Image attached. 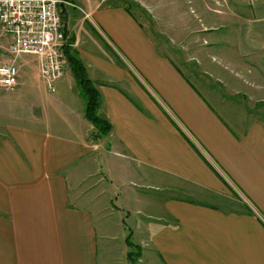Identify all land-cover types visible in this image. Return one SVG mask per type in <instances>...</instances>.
Instances as JSON below:
<instances>
[{"label":"crops","instance_id":"1","mask_svg":"<svg viewBox=\"0 0 264 264\" xmlns=\"http://www.w3.org/2000/svg\"><path fill=\"white\" fill-rule=\"evenodd\" d=\"M74 1L93 26L65 30L111 130L93 140L70 67L51 93L37 58L15 59L18 84L0 89V264H116L109 227L124 264L127 236L134 264H264V0H246L235 29L244 69L199 64L204 91L128 8ZM7 45L0 35V64L13 60Z\"/></svg>","mask_w":264,"mask_h":264},{"label":"rangeland","instance_id":"2","mask_svg":"<svg viewBox=\"0 0 264 264\" xmlns=\"http://www.w3.org/2000/svg\"><path fill=\"white\" fill-rule=\"evenodd\" d=\"M63 1L68 3L63 7L66 22L68 19H79V24L86 21L89 26H93L91 17L86 15L80 4L74 0ZM76 1L82 2V0ZM111 4L128 8L141 28L154 39L159 53L168 54L178 63L177 69L183 77L193 81L202 91L209 83L201 78L206 74L199 64L215 75H219L223 70L222 66L213 68L210 65V63L215 64L216 58L237 63L234 68L240 72L244 69L242 61L234 55L233 49L237 24L249 12L246 0H126L123 2L113 0ZM70 30L69 28L67 36L72 46L73 35ZM106 42L110 44L109 41ZM71 54L73 55V51ZM68 67L66 60L65 70ZM248 70L247 75H251L250 69ZM131 74L136 76L134 71H131ZM216 84L212 85L213 88H216ZM77 197L74 194L69 196V205H81ZM108 231L119 235L114 242L112 253L114 263L124 264L125 260L120 249L123 246L120 239L121 231L117 227H109Z\"/></svg>","mask_w":264,"mask_h":264},{"label":"built area","instance_id":"3","mask_svg":"<svg viewBox=\"0 0 264 264\" xmlns=\"http://www.w3.org/2000/svg\"><path fill=\"white\" fill-rule=\"evenodd\" d=\"M63 0H0V35L8 39L10 63L0 64V89L14 90L19 69L15 59L37 58L39 75L49 92L65 74L64 47L69 45L63 23Z\"/></svg>","mask_w":264,"mask_h":264},{"label":"trees","instance_id":"4","mask_svg":"<svg viewBox=\"0 0 264 264\" xmlns=\"http://www.w3.org/2000/svg\"><path fill=\"white\" fill-rule=\"evenodd\" d=\"M127 12H129L128 9H127ZM65 22H66V15H65V12H63V23L65 24ZM65 33L66 35H68L66 30H65ZM71 51L72 49L69 43V45L64 47L65 58L68 62L71 73L75 81L77 82V85L79 86L80 92L85 100V103H86L85 117L93 125V127L97 130V134L93 136V140H96L100 138L101 136H104L107 133H109V131L111 130V125L107 121L98 117L97 112L101 105L100 94L97 91V89L94 87L91 80L88 78V75H87V72H86V69L83 63L78 58H76L74 55H72ZM170 120L173 123V125L177 127L174 120H172L171 118ZM177 129L179 130V132H181V134L187 140V142L198 152L197 148L183 134V132L178 127ZM203 159L209 165V167L213 170V172H215L220 177L218 171L210 164V162L205 157H203ZM126 244L131 249V251H129L127 254V260L129 264H134L135 262H137V260L140 257L141 248L137 245H134L131 242L130 236H127Z\"/></svg>","mask_w":264,"mask_h":264}]
</instances>
